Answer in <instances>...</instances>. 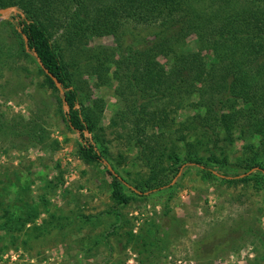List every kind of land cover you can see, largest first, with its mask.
Listing matches in <instances>:
<instances>
[{
	"label": "rangeland",
	"instance_id": "rangeland-1",
	"mask_svg": "<svg viewBox=\"0 0 264 264\" xmlns=\"http://www.w3.org/2000/svg\"><path fill=\"white\" fill-rule=\"evenodd\" d=\"M60 2L51 13V40L93 124L85 136L127 183L121 188L129 199L113 197L102 164L81 159L84 140L68 129L58 92L35 59L17 51L16 12L0 14V264H264V112L257 123L251 117L229 131L207 130L193 120L219 93L199 98L182 88L172 97H145L134 121L125 48L113 34H73L77 4ZM107 2L85 5L93 16ZM126 26L138 38L153 37L148 28ZM184 40L196 49L195 34ZM202 54L208 66L212 52ZM157 59L169 68L168 58ZM235 104L241 107L242 97ZM21 125L23 135L10 131ZM189 154L226 178L183 165ZM252 160L259 169H251ZM15 213L31 220L8 232L4 221Z\"/></svg>",
	"mask_w": 264,
	"mask_h": 264
},
{
	"label": "trees",
	"instance_id": "trees-1",
	"mask_svg": "<svg viewBox=\"0 0 264 264\" xmlns=\"http://www.w3.org/2000/svg\"><path fill=\"white\" fill-rule=\"evenodd\" d=\"M59 1L0 0V7L15 5L22 11V15L16 12L13 16L12 32L18 38L17 51L36 60L31 51L33 48L43 65L56 76L63 88L62 93L37 63L49 86L58 92L59 109L68 129L78 131L84 140L79 147L81 159L102 164L111 176L113 197L120 203H126L129 197L122 192L121 186L127 183L109 165L91 137L84 134L85 130L93 131V124L84 116L78 91L51 40L50 28L54 25L51 13L56 3L58 6L62 4ZM69 1L77 4L70 18L75 29L73 34L79 29L94 35L113 34L128 53L123 66L128 70L127 88L133 96L129 109L135 116L134 121L146 106L143 103L145 97H172L182 88L187 96L196 93L199 98L207 92L219 93L218 101L205 107L202 116L193 120L197 127L229 131L240 119L253 117L256 123L260 120L259 113L264 112V0H108L104 9L97 10L93 16L86 9L88 0ZM215 3H218V8L212 9L210 6ZM81 15L89 20L82 19ZM126 25L134 29L140 26L148 28L146 35L153 37L138 38L136 31ZM82 34L85 32L81 31ZM190 34H195V50L186 48L184 39ZM205 50H210L213 56L208 66L202 54ZM159 54L171 61L168 69L158 61ZM136 63L141 65L140 72L134 68ZM116 76L119 77L117 73ZM197 82L200 85L197 86ZM236 97H242L241 107H236ZM65 103L68 109L63 108ZM135 127L140 131L138 124ZM24 129L21 125L10 131L23 135ZM30 134L33 133L28 131L27 137ZM166 155L170 160L179 161L178 155ZM184 160L183 165L193 164L211 176L226 178L225 174L214 172L197 155L189 154ZM221 160L218 162L224 166L226 160ZM251 164V169L259 167L253 160ZM245 179L246 176H240L239 180ZM16 206L20 208L14 204L15 209ZM7 219L9 221H4V226L9 232L14 224L20 222L19 226H23L30 222L31 215L21 217L15 213ZM139 262L153 264L152 261Z\"/></svg>",
	"mask_w": 264,
	"mask_h": 264
},
{
	"label": "water",
	"instance_id": "water-1",
	"mask_svg": "<svg viewBox=\"0 0 264 264\" xmlns=\"http://www.w3.org/2000/svg\"><path fill=\"white\" fill-rule=\"evenodd\" d=\"M6 11H13V12H19L21 15H22V12L21 11H19V10H17L16 9V7H14V6H9V7H5V8H2V7H0V14H2V13H5ZM26 36H24V40L26 41ZM26 48L28 49V46L26 45ZM31 51H32V53H33V55L35 56V58H36V61H37V63L39 64V66L44 70V72L48 75V76H50L51 77V79L53 80V82H54V84H55V86L58 88V90H59V92L60 93H62L63 92V88H62V86H61V83L58 81V79L56 78V76H54L44 65H43V63H42V61H41V59L37 56V53H36V51L32 48L31 49ZM64 109H68V106H67V104L65 103L64 105ZM84 134H89V132L87 131V130H85L84 131ZM258 167H253L252 168V170H254V169H257ZM180 172V171H179ZM179 174V173H178ZM240 176H243V174L242 175H240Z\"/></svg>",
	"mask_w": 264,
	"mask_h": 264
}]
</instances>
